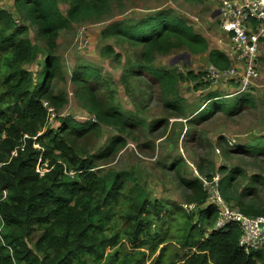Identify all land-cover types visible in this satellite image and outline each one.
<instances>
[{
    "label": "trees",
    "instance_id": "trees-1",
    "mask_svg": "<svg viewBox=\"0 0 264 264\" xmlns=\"http://www.w3.org/2000/svg\"><path fill=\"white\" fill-rule=\"evenodd\" d=\"M116 1L15 0L17 18L0 7V264H145V254L135 257L123 242L129 241L137 250L144 246L156 250L165 242L160 230L166 233L170 229L178 232L172 239L188 249L171 264H264V250L246 254L240 247L239 226L214 229L217 213L198 180L182 179L199 193L196 202L200 205L190 213L162 198L151 199L133 174L112 171L99 175L95 171L97 159L115 152L117 144L124 145L120 135L96 155L84 158L74 153L71 142L99 132L102 126L127 133L145 125L138 114L98 99L90 82H101L99 71L89 66L71 78L80 105L97 121L66 117L60 118V127L51 128L50 107L59 111L68 101L66 92L53 88L64 81L62 64L54 54L59 34L72 24L101 21ZM61 3L68 6L66 15ZM29 27H37L38 36L44 37L50 48L38 62L36 74L25 69L38 60L39 50L29 38ZM107 32L143 48L141 60L131 63L123 77L141 71L152 75L161 85L165 103L183 113L178 83L183 79L197 81L204 74L191 72L184 77L175 68H156L154 55L176 50L205 53L209 51L208 41L169 11L114 23ZM209 61L220 70L232 65L221 50H212ZM206 101L197 121H206L216 112L231 116L256 103L250 94L227 99L216 91ZM247 147L257 155L264 139ZM176 165L180 175L181 164ZM234 172L219 183L225 201L234 203L247 216H264V209L255 202H245L244 196L232 192ZM180 219H184L183 225ZM126 223L129 229L125 231ZM166 250L162 249V256ZM161 260L153 264H162Z\"/></svg>",
    "mask_w": 264,
    "mask_h": 264
},
{
    "label": "rangeland",
    "instance_id": "rangeland-1",
    "mask_svg": "<svg viewBox=\"0 0 264 264\" xmlns=\"http://www.w3.org/2000/svg\"><path fill=\"white\" fill-rule=\"evenodd\" d=\"M59 6L66 15L68 6L62 3ZM0 7L17 18L15 0H0ZM159 11H169L186 20L209 44V51L201 54L176 50L154 55L153 66L156 68H175L184 77L191 72L195 75L204 74L197 81L183 79L178 83L177 92L182 99L183 113L165 103L161 85L152 75L141 71L132 77H123L131 63L141 60L143 48L130 45L122 40L124 37L117 38L107 32L114 23L136 21ZM217 11L219 12L218 2L215 0H117L109 15L104 16L101 21L72 24L69 29L62 31L54 52L62 64L64 81L57 82L53 88L55 92H66L68 101L59 111L48 105L52 109L49 121L51 128L60 127V118L66 117L80 122L97 121L94 115L80 105L75 95L77 87L72 84L71 78L76 71L80 72L89 66L99 71L102 75L101 82L95 79L90 82L98 99L105 104L111 103L138 114L145 125H137L127 133L102 126L99 132L71 142L74 153L84 158L96 155L120 135L124 145L117 144L115 152L97 159L98 167L95 171L99 175L112 171L133 174L141 184L140 187L146 188L151 199L162 198L173 205L182 206L184 211L190 213L200 205L196 202L199 193L197 189L185 185L183 178L198 180L208 199L212 196L211 192L218 189L217 184L210 185L211 178L220 183L233 171L237 172H234L236 176L231 182L232 192L237 196H244L245 202L253 201L256 207L264 209V147L257 155H253L247 147L264 139V38L260 41L259 77L250 82L244 91H241L242 71H239L240 75L236 79L230 81L207 78L211 66L209 53L221 50L229 56L232 47L231 37L222 29L220 13L217 14ZM28 29L30 40L39 50L38 60L25 69L36 74L40 70L38 62L50 48L44 37L38 36L37 27ZM230 60L232 67L235 60L232 57ZM200 82L206 84L202 86ZM213 91L223 94L227 99L250 94L256 99V103L255 106L240 109L231 116L216 112L206 121H197V113L208 104L206 98ZM176 162L182 167L180 175H177ZM206 183H209L208 186ZM224 202L239 211L234 203ZM213 210L218 213L214 223L216 225L220 214L214 206ZM179 222L183 225L184 219ZM128 225L126 223L123 226L125 231L129 229ZM160 233L165 242L156 250L145 246L137 250L132 248L129 241L123 243L135 257H141L140 253H144L145 264L156 263L158 258H162V264H171L188 252L187 248L172 239L178 235L177 230L170 229L166 233L160 230ZM163 248H167L164 256L161 255Z\"/></svg>",
    "mask_w": 264,
    "mask_h": 264
},
{
    "label": "built area",
    "instance_id": "built-area-1",
    "mask_svg": "<svg viewBox=\"0 0 264 264\" xmlns=\"http://www.w3.org/2000/svg\"><path fill=\"white\" fill-rule=\"evenodd\" d=\"M215 1L218 2L221 27L231 37L229 56L235 60V64L227 70H220L211 64L206 77L230 81L236 79L240 75L239 71H242L241 91H244L250 82L259 77L260 41L264 38V0ZM215 184L219 189V183L214 178L210 185ZM218 189L215 188L211 198H208V203L220 214L215 229L228 230L232 225L239 226L242 231L239 245L246 254L264 250V216H247L240 210L232 209L222 200L223 196Z\"/></svg>",
    "mask_w": 264,
    "mask_h": 264
},
{
    "label": "clouds",
    "instance_id": "clouds-1",
    "mask_svg": "<svg viewBox=\"0 0 264 264\" xmlns=\"http://www.w3.org/2000/svg\"><path fill=\"white\" fill-rule=\"evenodd\" d=\"M38 170H40V173L42 172L40 168H38ZM214 229H215V225H214ZM216 230V229H215ZM218 231V230H217Z\"/></svg>",
    "mask_w": 264,
    "mask_h": 264
},
{
    "label": "water",
    "instance_id": "water-1",
    "mask_svg": "<svg viewBox=\"0 0 264 264\" xmlns=\"http://www.w3.org/2000/svg\"><path fill=\"white\" fill-rule=\"evenodd\" d=\"M216 13H217V14H219V12H218V11H217Z\"/></svg>",
    "mask_w": 264,
    "mask_h": 264
},
{
    "label": "crops",
    "instance_id": "crops-1",
    "mask_svg": "<svg viewBox=\"0 0 264 264\" xmlns=\"http://www.w3.org/2000/svg\"><path fill=\"white\" fill-rule=\"evenodd\" d=\"M263 53H264V50H263Z\"/></svg>",
    "mask_w": 264,
    "mask_h": 264
}]
</instances>
